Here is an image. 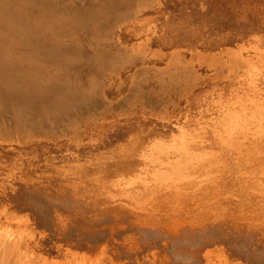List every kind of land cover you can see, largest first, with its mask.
Wrapping results in <instances>:
<instances>
[{"label":"rangeland","instance_id":"rangeland-1","mask_svg":"<svg viewBox=\"0 0 264 264\" xmlns=\"http://www.w3.org/2000/svg\"><path fill=\"white\" fill-rule=\"evenodd\" d=\"M227 110L264 129V0H0V264H264V163L190 170Z\"/></svg>","mask_w":264,"mask_h":264},{"label":"bare ground","instance_id":"bare-ground-1","mask_svg":"<svg viewBox=\"0 0 264 264\" xmlns=\"http://www.w3.org/2000/svg\"><path fill=\"white\" fill-rule=\"evenodd\" d=\"M35 52V54L37 53V50L35 49L34 51H32V53H34ZM228 52V51H227ZM211 54V53H210ZM209 54V56L211 57L212 56V54L210 55ZM221 54H224V53H221ZM201 55V54H200ZM197 57L199 56V55H196ZM201 56H203V55H201ZM208 56V57H209ZM213 56H215L214 54H213ZM219 56V55H218ZM217 56V57H218ZM235 56V55H234ZM238 56V55H237ZM173 57V56H172ZM196 57V58H197ZM209 57V58H210ZM216 57V56H215ZM220 57V56H219ZM232 57V56H231ZM174 58V57H173ZM203 59H205V58H203ZM236 59H238V57L236 58ZM197 60L199 61L200 59H198L197 58ZM196 60V61H197ZM201 60H202V58H201ZM204 61V60H203ZM207 61H209V60H207ZM206 61V62H207ZM218 61V60H217ZM220 61V60H219ZM222 61V60H221ZM186 62V64H187V61H185ZM211 62H212V60H211ZM200 63V62H199ZM205 63V62H204ZM203 63V64H204ZM208 63H210V62H208ZM208 63H206V64H208ZM184 64V63H183ZM192 64V63H191ZM210 64H212V63H210ZM170 65V64H169ZM168 65V66H169ZM188 65V64H187ZM186 65V66H187ZM200 65V64H199ZM214 65H218V64H214ZM185 66V67H186ZM190 66V65H189ZM221 66V65H220ZM184 67V68H185ZM216 67V66H215ZM243 67H244V65H243ZM184 68H182V71L183 72H187L186 70L187 69H184ZM187 68V67H186ZM208 68H210L209 66H208ZM239 68V67H238ZM194 69V68H193ZM240 69V68H239ZM241 70H243V69H241ZM22 71V70H21ZM170 71V70H169ZM189 71H190V69H189ZM216 71V70H215ZM159 72V71H158ZM166 72V71H165ZM168 72V71H167ZM196 72V71H195ZM234 72H236L235 70H234ZM22 73H23V75H25V76H30V75H34L35 73H34V71L33 70H29L28 69V72L25 70H23L22 71ZM137 73V72H136ZM213 73V72H212ZM211 73V74H212ZM215 73V72H214ZM230 73H232V71H230ZM204 74V73H203ZM206 74V73H205ZM191 75V74H190ZM193 75H196V74H193ZM199 75V74H198ZM197 75V76H198ZM216 75V74H215ZM200 76V75H199ZM188 77H190V76H188ZM205 77V76H204ZM191 78H192V76H191ZM200 79V78H199ZM215 79V78H214ZM213 79V80H214ZM173 80V79H172ZM187 80V79H186ZM190 80V79H189ZM192 80H193V78H192ZM196 80H197V77H196ZM201 80V79H200ZM191 81V80H190ZM195 81V80H194ZM176 82V81H175ZM194 83V82H193ZM157 84H159V83H157ZM55 85V83H53V86ZM185 85V84H184ZM188 85V84H187ZM191 85V84H190ZM190 85H188V86H190ZM178 87H179V85H178ZM180 89L182 88L181 86L179 87ZM188 88H190V87H188ZM184 89H186V87L185 88H183V91H184ZM190 90V89H189ZM138 91H139V89H138ZM156 92V91H155ZM205 92V91H204ZM135 93H137V92H135ZM187 93V92H186ZM138 94V93H137ZM137 94H135V95H137ZM204 94V93H203ZM136 98H138L137 96H136ZM140 99V98H139ZM240 99V98H239ZM239 99H237V100H239ZM136 100V99H135ZM96 101L97 100H94V101H92L91 102V104H89V106H90V108H92L93 106H95V105H97L98 103H96ZM138 101H140V100H138ZM240 101V100H239ZM254 101V100H253ZM109 103V102H108ZM140 104H143V103H140ZM100 105V104H99ZM101 105H104V104H101ZM175 105V104H174ZM234 105V104H233ZM89 106H87V107H89ZM106 106V108H108L107 107V105H105ZM124 106V105H123ZM176 106V105H175ZM97 107V106H96ZM116 107H117V105H116ZM119 107V106H118ZM117 107V108H118ZM122 107V106H121ZM120 107V108H121ZM125 107H126V105H125ZM222 107V106H221ZM256 108H258L257 106H255ZM113 108V107H112ZM114 108H115V106H114ZM124 108V107H123ZM255 108V109H256ZM93 110V109H92ZM126 110H128V109H126ZM242 110V109H241ZM105 110H103V112H104ZM109 111H112V110H109ZM124 111V109L122 110V112ZM227 111H229V112H225L224 113V115L223 116H225L226 115V120L223 118V116L221 117V119L223 118V123L220 125V126H218V125H213V127L211 128H208V130H209V132L210 133H207L206 134V137L203 135V140H202V146H206V145H209L208 144V137H209V134H211V131H216V130H218V128H221L222 130H224V131H226L228 134H230V144H229V148L225 151V154H226V156H225V159H222V158H224V157H222V158H220L218 155H216V153H208V154H214V155H209L210 157H208V154H207V157L206 156H200V157H197V158H195V159H192V161L193 160H195V166H194V168L193 169H190V170H194V171H198V170H200V171H202V170H209L210 168H211V166H212V168H213V166H216V167H220V166H222V165H224V163H225V160H229L230 162H231V160H233L235 163H237V160L239 161V160H243V161H246V163H248L247 161L248 160H250V159H252V158H254V159H257L258 161H260V162H262V163H264V129H262V123H263V118L261 117V116H256V114L255 113H252L250 116H248V115H244V116H239V115H237L238 113H234V111L232 112V110H227ZM252 111H254V110H252ZM257 111H259L260 112V110H257ZM256 111V112H257ZM263 111V110H262ZM103 112H101V113H103ZM119 112L121 113V111L119 110ZM125 112V111H124ZM145 112V111H144ZM243 112V111H242ZM255 112V111H254ZM107 113V112H106ZM105 113V114H106ZM125 113H127V112H125ZM241 113V112H240ZM239 113V114H240ZM104 114V113H103ZM150 114V113H149ZM236 114V115H235ZM257 114H260V113H258L257 112ZM120 115V114H119ZM151 115V114H150ZM261 115H262V113H261ZM144 116V115H143ZM157 116V115H156ZM263 116V115H262ZM162 117V116H161ZM176 118V117H175ZM250 118H253V119H255V120H257V121H259V123H250L249 125H245V124H243V122H245V120L246 119H250ZM162 119V118H161ZM110 120V119H109ZM145 120V119H144ZM251 120V119H250ZM102 121V120H101ZM246 123V122H245ZM223 124H225V125H223ZM110 125H113V124H110ZM224 127H223V126ZM117 126V125H116ZM115 126V127H116ZM114 127V128H115ZM200 127V126H199ZM101 128V127H100ZM102 129V128H101ZM115 130V129H114ZM156 130V129H155ZM157 132V131H156ZM197 132V131H196ZM225 132V133H226ZM111 133H112V131H111ZM113 133H114V136L115 137H117L118 135H119V132H118V130H115V131H113ZM220 133V132H219ZM145 134V133H144ZM144 134H139V137H140V135H144ZM160 134V133H159ZM184 134V133H183ZM224 134V133H223ZM228 134H227V136H228ZM113 135V134H112ZM189 135V134H188ZM157 136V135H156ZM180 136H182L181 134H180ZM190 136V135H189ZM188 136V137H189ZM107 137V136H106ZM191 137V136H190ZM229 137V136H228ZM141 138H143V137H141ZM202 139V138H201ZM180 140V139H179ZM183 140V139H182ZM190 140H192V139H190ZM214 140V139H213ZM195 141V140H194ZM222 141H224L223 139H222ZM183 142V141H182ZM215 142H216V140H215ZM217 142H219V141H217ZM225 143H226V141H224ZM225 143H224V145H225ZM185 144V143H184ZM182 146V145H181ZM180 146V147H181ZM177 147V146H176ZM184 149V148H183ZM181 151H182V149H181ZM211 151V150H210ZM188 152V151H187ZM204 152H206V150L204 151ZM203 152V153H204ZM212 152V151H211ZM189 153V152H188ZM193 153H195V152H193ZM201 154V153H200ZM205 154V153H204ZM203 154V155H204ZM205 154V155H206ZM225 154H223V155H225ZM234 154V155H233ZM191 155V154H190ZM186 156V155H185ZM189 156V155H188ZM191 156H193V154L191 155ZM180 157V156H179ZM176 158H178V157H176ZM192 158V157H191ZM189 159V158H188ZM170 161V159H166V161ZM179 160H180V158H178V159H175L173 162H172V164H171V162L169 163V162H167L168 163V166H170L171 167V165H174V164H176L177 165V163H178V165L179 164H181L180 162H179ZM185 159H183V161H184ZM130 161V160H129ZM191 161V159H190V162H192ZM251 161V160H250ZM185 162H186V160H185ZM189 162V161H188ZM183 164V163H182ZM222 164V165H221ZM177 165V166H178ZM192 165V164H191ZM189 166V165H188ZM188 166H186L185 164H184V166L183 167H188ZM190 167V166H189ZM191 167H193V166H191ZM190 167V168H191ZM227 169V168H226ZM228 173H229V171H228ZM261 174V173H260ZM259 174V175H260ZM262 175V174H261ZM197 176V175H196ZM263 176H264V174H263ZM186 177H188V179L189 180H192L191 179V177H192V175H184V178H186ZM188 179H185L186 181V183H187V180ZM196 182L198 183L199 181L198 180H196ZM188 184V183H187ZM262 185V184H261ZM260 187V186H259ZM264 187V186H263ZM203 190H205V192H207V190L206 189H203ZM252 192H255V191H252ZM258 192V191H257ZM262 192V191H261ZM256 193V192H255ZM259 194H261V193H259ZM235 198V197H234ZM31 201H33L32 203V205H31V207H32V209L35 211V213H38L40 210H41V208H40V206H38V202H42V203H49L48 201H46V200H44V199H31ZM203 237H200V238H196V240H195V245H196V247H199L201 244H202V241L200 240V239H202ZM184 241L185 242H188L189 240H187L186 238L184 239ZM226 245H227V247L229 248V249H232L233 250V252H234V255L235 256H237V257H239V260L241 261V262H239V264L241 263V264H260L261 263V261H263V258H262V255H260V251H258V249H256V248H252L251 246H250V244L248 243V241H246L245 239L244 240H241V241H239V242H237L236 244H232V243H230V242H226L225 243ZM199 245V246H198ZM234 246V247H233ZM232 247V248H231ZM105 249V248H104ZM216 249H218V246H215V247H212V249H209V250H207V253H206V258H208L209 259V257H210V254L211 253H213ZM220 250L222 249L221 247L219 248ZM103 250V249H102ZM219 250V251H220ZM220 254L221 253V251L220 252H217V254ZM223 253V252H222ZM218 254V255H219ZM214 255H215V253H214ZM253 255H255V258L253 259L252 258V256ZM95 256V255H94ZM224 256V254L222 255V257ZM227 256V255H226ZM221 257V258H222ZM225 257V256H224ZM154 258V257H153ZM226 258V257H225ZM218 259V258H217ZM225 260V259H224ZM151 261H152V259H151ZM208 261V260H207ZM227 261V260H226ZM205 262H206V260H205ZM218 262V261H217ZM238 262V261H237ZM225 263H227V262H225ZM204 264H206V263H204ZM234 264H236V263H234ZM238 264V263H237Z\"/></svg>","mask_w":264,"mask_h":264}]
</instances>
